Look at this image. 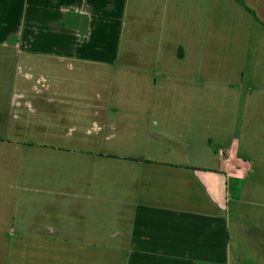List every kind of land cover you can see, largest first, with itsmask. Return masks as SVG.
<instances>
[{"label":"crops","instance_id":"1","mask_svg":"<svg viewBox=\"0 0 264 264\" xmlns=\"http://www.w3.org/2000/svg\"><path fill=\"white\" fill-rule=\"evenodd\" d=\"M244 3L255 16L238 0H0V264H233L231 209L242 199L252 162L238 138L190 142V125L208 106L196 101L194 88L208 87L215 40L235 45L234 56L224 59L233 61L242 87L264 98V0ZM90 68L155 77L156 100L142 106L165 123L172 119L183 131L179 137L190 140L159 149L162 158L128 159L134 197L126 231H103L95 220L87 227L84 218L73 225L67 215L22 214L20 198L4 193L6 186L18 187L20 174L14 164H3L20 139L11 134L8 106L34 108L36 96L47 103L68 100L66 75ZM112 104L94 107L109 125ZM36 184V192L58 203L109 200L95 181Z\"/></svg>","mask_w":264,"mask_h":264},{"label":"rangeland","instance_id":"2","mask_svg":"<svg viewBox=\"0 0 264 264\" xmlns=\"http://www.w3.org/2000/svg\"><path fill=\"white\" fill-rule=\"evenodd\" d=\"M234 46L216 40L211 45L213 75L208 77L205 91L199 86L194 88L196 101L204 100L208 106L190 125V132L195 134L191 141L179 137L183 131L172 119L165 123L159 114L142 106V102L156 100L153 76H133L120 70L109 74L92 68L85 72L71 70L66 75L68 100L47 103L36 96L31 99L34 108L9 105L11 134L20 139L16 141L18 147L12 148L14 153L7 152L3 164H14L20 174L16 178L18 187L4 188L6 197L20 198L18 211L22 214L39 211L55 217L67 215L70 222L75 220L73 225L78 226L79 219L84 218L87 227L90 220H95L103 231H126L134 197L129 158H162L159 149L179 148L188 141L208 143L209 136L223 142L238 138L241 154L250 158L252 169L241 201L232 204L233 264H264V252H260L264 249L260 244L264 243V98L242 87V76L232 66L233 61L224 59L234 56ZM136 47L140 52L145 48L142 42ZM192 78L201 83L199 76ZM21 79L27 83L24 75ZM37 79L34 77L32 83L37 84ZM12 80L7 78V85L13 84ZM11 94L7 92V96ZM99 102L116 103L107 109L113 125L102 113L95 115L94 107ZM105 123L106 127L100 130L98 125ZM40 181L75 186L95 181L102 188V197L109 200L101 204L58 203L55 198L36 192ZM35 198L45 201L36 204ZM114 199H122L123 203Z\"/></svg>","mask_w":264,"mask_h":264},{"label":"trees","instance_id":"3","mask_svg":"<svg viewBox=\"0 0 264 264\" xmlns=\"http://www.w3.org/2000/svg\"><path fill=\"white\" fill-rule=\"evenodd\" d=\"M243 6H245L254 16H255V12L253 11V10H251V9H249L246 5H245V3H244V0H238Z\"/></svg>","mask_w":264,"mask_h":264}]
</instances>
